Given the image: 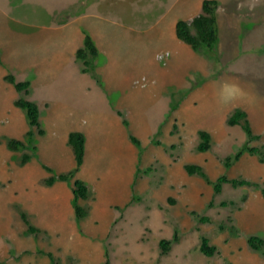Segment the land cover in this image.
<instances>
[{"label": "rangeland", "instance_id": "1", "mask_svg": "<svg viewBox=\"0 0 264 264\" xmlns=\"http://www.w3.org/2000/svg\"><path fill=\"white\" fill-rule=\"evenodd\" d=\"M200 1L203 5L207 0H0V264H52L49 254L58 264H104L107 258L111 264H251L245 263L251 253L264 257L248 245L251 236L264 239V217L251 209L249 231L238 218L251 196H263L262 189L226 184L221 194L214 191L222 176L264 184V163L245 151L247 145L264 146V0H234L250 14L248 22L232 32L226 45L224 35L222 41L218 36L216 59L194 50L191 59L178 51L173 22L187 4ZM214 1L218 10L222 4H236ZM71 19L82 25L73 26L68 37L61 30H48ZM78 30L102 38L104 47L102 58L92 60L88 79L76 58L83 47L75 48ZM9 74L37 87L31 85L25 97L5 80ZM179 76L185 88L179 87ZM175 79L178 86L171 84ZM20 98L35 102L42 116L52 113L42 137H56L57 119L60 132H82L89 140L87 166L64 182L69 190L82 181L94 189L102 187L104 193L90 190L88 200L71 199L65 211L59 195L44 194L38 179L29 182L32 171L42 166L40 134L14 105ZM57 103L68 112H58ZM236 109L246 112L261 139L249 142L240 126L227 125ZM200 130L213 137L206 153L196 149ZM11 139L22 141L24 149L9 151ZM241 151L240 160L234 161ZM25 155L29 160L22 165ZM132 155L131 179L127 174ZM229 157L232 165L226 168ZM45 159L61 169L58 157L49 153ZM186 165L202 166L209 181L188 175ZM127 179L128 202L104 205V196L124 188ZM30 190L35 194L29 195ZM44 195L48 197L40 210L34 198ZM76 204L86 211L85 218L77 217ZM21 211L41 233L27 232ZM203 217L210 221L202 223ZM203 237L218 248L214 257L201 252ZM162 240L172 242L167 254L160 248ZM231 243L239 247L232 249Z\"/></svg>", "mask_w": 264, "mask_h": 264}, {"label": "trees", "instance_id": "2", "mask_svg": "<svg viewBox=\"0 0 264 264\" xmlns=\"http://www.w3.org/2000/svg\"><path fill=\"white\" fill-rule=\"evenodd\" d=\"M218 2L214 0H207L203 3L202 13L195 17L191 21L180 20L176 25V34L177 38L190 46L195 52L205 55L209 59H216L217 53V43L219 36V28H218V18H217V10H218ZM99 56L98 48L95 45L94 40L88 34L85 35L84 45L80 48L76 53V58L78 61L83 63V73H92V60L96 59ZM1 63V59H0ZM94 78L97 82L102 86L100 78L93 74ZM5 80L12 84L17 92L24 93L25 97L30 95V87L31 83L29 81L18 82L16 78L9 74L5 77ZM14 105L17 108L25 111L29 126L38 131L40 135L44 134L42 129L41 121H40V108L39 106L29 100L28 98H20L18 99ZM122 116L121 113H119ZM126 125H128L127 121H124ZM227 125L230 127L240 126L242 130L246 133L249 142L254 140L261 139V136L255 135L252 131L250 122L248 120V116L246 112L241 109H236L233 114L228 118ZM29 137L33 136L32 132L28 133ZM199 136V144L197 146V151L199 153H206L212 148V135L204 130H200L198 132ZM131 141L139 146L140 142L135 137H130ZM69 145L72 147L73 152L75 154L76 160V169L74 172L69 174L60 175L58 178H50L45 184L49 187L53 186V184L59 180L63 182L70 181V179L74 176L76 172L82 167L85 160L86 155V137L82 132L74 131L69 135ZM7 147L11 152H18L21 149H24L25 145L22 141L11 139L8 141ZM245 151L249 152L252 156H257L260 163H264V146L263 148L250 147L246 146ZM243 151L239 152L234 161H239L243 155ZM29 160V156L25 155L22 158V165H25ZM232 165V159L229 157L225 161V167L230 168ZM185 170L190 176L198 175L206 181H209V176L205 172L204 168L199 165H186ZM226 184H230L235 188L240 187H250V188H261L262 194L264 196V184L260 186L256 182L248 181V180H238V179H229L226 176H222L217 179L214 184V191L216 194H221L223 191V186ZM74 196L75 202L79 200H88L90 197V190L87 185L82 181H76L74 183ZM173 202V201H172ZM222 206H226V204H222ZM76 214L79 219H83L87 216L86 211L76 204L75 206ZM21 219L24 224L27 226V232L31 235H38L40 232L39 229L34 227L25 213H21ZM202 223H208L210 219L208 217H203L200 219ZM177 242V237L174 239ZM249 247L255 252H261L264 255V239L259 236H251L248 239ZM172 246V242L168 240H162L160 242V248L162 249L163 254H167ZM201 252L207 257H214L218 252V248L211 245V242L208 238L203 237L201 242ZM49 258L52 264H58L54 259L52 254H49ZM104 264H111L109 258L106 259Z\"/></svg>", "mask_w": 264, "mask_h": 264}, {"label": "crops", "instance_id": "3", "mask_svg": "<svg viewBox=\"0 0 264 264\" xmlns=\"http://www.w3.org/2000/svg\"><path fill=\"white\" fill-rule=\"evenodd\" d=\"M235 3L236 4L232 3L233 7L229 6V5H223L222 4L219 7V10L217 12L220 41H222V34H223L224 37H225V38H223L224 41H225V45L228 44L231 41L232 36H233L232 32L233 31H238V28L241 31L242 24L248 22V18L250 17L249 13H245V12L243 13V10L240 9V5L239 4L237 5V2H235ZM229 7H232V8H229ZM202 9H203V5H202L201 1L197 2L195 4H192V3L191 4H187V7L185 8V10H183V12L180 13L179 16H177L176 19H174L175 22H173V28L175 27V29H176V25H177L178 21H180V20H185V21L193 20L195 17L199 16L202 13ZM225 14H227V15H225ZM80 25H82V24H79L78 22L73 23V19H71L69 21V23L67 25L63 26V27H60V28H58L56 30H53V28L52 29H48V30H51L53 34H54V31L58 32L59 30H61V33H64L68 37L69 34H70V31L73 30V26H75L76 29H77L78 26H80ZM81 29H85V27H81ZM91 37L94 40L96 47L98 48L99 57H100L101 56L100 52L104 51V47L101 44V39L102 38L98 39L94 35H92ZM75 40L77 41L76 44H75V48L76 49L77 48L79 49L81 46H83L84 45V40H85V35L83 34V32L78 30L77 35L75 37ZM180 42L179 43L177 42V44L179 45L178 51H179L180 55L182 53L183 54L187 53V54H189L191 59H194L192 54H190V52L193 51V49L186 47L185 46L186 44L184 45L183 42H181V43ZM101 58H102V56H101ZM101 70L102 69H98V73L99 74L101 73ZM188 72H189V70L187 71V73ZM84 76L86 77L85 79H88V75L87 74H84ZM178 78L181 79L180 81H178L179 82V87L180 88H185L187 86V84H186L185 81L182 80L183 75H182V78H181V76H179ZM176 80L177 79H175L171 84H173L175 86H178V85H176L177 84ZM35 84L36 83L31 81L32 89H33V86L37 87V85H35ZM29 100H31V99H29ZM57 109H58V112H60V109L66 111V112H68V110H69V108L67 106L63 105V103H57ZM178 114H180V111H179ZM51 115H52L51 112H49L45 116H42V113H41L40 121H41L42 127H44V126L46 127V128L44 127L45 128L44 129L45 133H46V131H48L47 130L48 123L52 120V117H50ZM58 124H59V121H57V119H55V125H54V132L53 133L56 135V137H54V139H49L47 136H43V137L41 135L37 136V139H38V156H39L40 164L42 166H41V169L34 170V173L37 174L38 177H35V175H34V173L32 171V173L30 174V177H29V182H34V180H36V179L40 180L43 183L41 186H39V188L42 190V192L44 194H49L50 192L54 191L55 194L57 196L59 195L58 197L61 198V202H62L63 206H64V203H65V211H66L67 208L69 206H71L70 205L71 199L75 198L74 192H73L74 189L71 188V190H69L70 188L68 187V185L66 183L62 182V181H59V180H57L53 184V186H51V187H49V186H47L45 184V182L48 179L56 178L55 176H51L50 172L53 171L54 173H57L60 176V175H63V174H68L66 172V170L69 171V170H71L72 167H73V169H75L76 166H77L76 160H75V154L73 152L72 147L69 145V137H68V146L70 147V149L67 147V134L70 135V133L68 131H66V130H65V132L64 131L62 132V130H61V132H62L61 133L60 129H57ZM49 127H50V125H49ZM63 134H66V135H64V137H63ZM16 140H18V139H16ZM44 141H47V144L44 145ZM52 148L55 150L53 153L51 152ZM91 148H90L89 140L86 139V155H85L84 164L82 165L81 168H85L87 166V162H88V158H89V151L91 150ZM129 149L131 150V153H134L133 146L129 147ZM49 153H51L52 156L58 157V159L60 160V162L62 164L61 169H57L54 165H52V164H50V163H48L46 161L45 158L49 155ZM43 157H45V158H43ZM132 157H133V159L131 160V165H130V169H129L130 173L127 174V178L130 177L131 179L134 176V171H135V156L132 155ZM117 162H119V159H118ZM258 166L262 167L260 165H258ZM43 167H46L48 172L46 170H43ZM111 170L114 171V173H115L114 175L117 176L116 170L113 169V168ZM114 175H112V176H114ZM125 175L126 174L124 172V174L122 175V179L124 178ZM118 178H112V179L117 180ZM87 187L89 188V190H95V191L104 193V191L101 190L102 187L96 188V189L91 188L89 185ZM41 190L39 192H41ZM128 190L129 189H128V179H127V185L124 186V188H122V186L121 187L118 186L116 188H113V190L111 191V195L110 196H107V197L104 196V200H103L104 205H106V206H110V205H119V206H121V205H124V204H121L122 201L124 199H126V201L124 203H127L128 200H129ZM30 194H35V192L33 190H30L29 195ZM47 197L48 196H45V195L42 196V197H35L34 198V205L37 208L39 207L40 210H43V205H45ZM28 201L31 202L32 199L29 197ZM39 201H41V202H39ZM83 201H86V200H79L78 202H83ZM250 205H251V207H249ZM28 206H27V208H28ZM251 209L254 212L258 211L259 212L258 215L262 214V216L264 217V196H258V197H255V198L251 196L249 198V201L247 202L246 209L244 211H241L240 213H238V218H239V221H241V226L243 228H245L246 230H248V231H249L250 219H251L250 218V210ZM63 212H64V210H63ZM23 213H25V212L23 211ZM255 215H257V214H255ZM28 219H29V217H28ZM29 221H30V219H29ZM30 223H31V221H30ZM230 246H231L232 249H234L235 247H239V243L238 244L231 243ZM245 263L264 264V257H261L258 254L251 253L250 255H248Z\"/></svg>", "mask_w": 264, "mask_h": 264}]
</instances>
